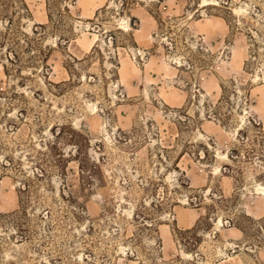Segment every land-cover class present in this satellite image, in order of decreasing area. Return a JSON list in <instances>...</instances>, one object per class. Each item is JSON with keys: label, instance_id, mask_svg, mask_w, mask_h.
<instances>
[{"label": "rangeland", "instance_id": "rangeland-1", "mask_svg": "<svg viewBox=\"0 0 264 264\" xmlns=\"http://www.w3.org/2000/svg\"><path fill=\"white\" fill-rule=\"evenodd\" d=\"M0 264H264V0H0Z\"/></svg>", "mask_w": 264, "mask_h": 264}, {"label": "trees", "instance_id": "trees-1", "mask_svg": "<svg viewBox=\"0 0 264 264\" xmlns=\"http://www.w3.org/2000/svg\"><path fill=\"white\" fill-rule=\"evenodd\" d=\"M26 188V187H25ZM25 190V189H24Z\"/></svg>", "mask_w": 264, "mask_h": 264}, {"label": "bare ground", "instance_id": "bare-ground-1", "mask_svg": "<svg viewBox=\"0 0 264 264\" xmlns=\"http://www.w3.org/2000/svg\"><path fill=\"white\" fill-rule=\"evenodd\" d=\"M222 224V223H221Z\"/></svg>", "mask_w": 264, "mask_h": 264}]
</instances>
